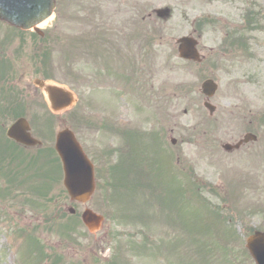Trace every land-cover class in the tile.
Wrapping results in <instances>:
<instances>
[{"label": "rangeland", "instance_id": "obj_1", "mask_svg": "<svg viewBox=\"0 0 264 264\" xmlns=\"http://www.w3.org/2000/svg\"><path fill=\"white\" fill-rule=\"evenodd\" d=\"M58 1L57 30L54 19L42 26L52 29L54 40L41 66L31 55L34 33L0 27L12 67L9 74L0 71L10 81L0 86V101L12 115L33 122L44 149L54 147L56 134L65 128L77 133L99 177L93 199L79 205L80 211L90 209L105 223L97 233L80 225L74 233L61 227L67 224L61 213L71 203L59 177L49 186L50 202L43 204L45 212L60 219L55 231L46 233L32 211L40 205L34 193L0 180V193L7 187L9 199H0V215H11L21 227L12 233L11 222L0 218V253L7 255L0 264H11L10 259L31 263L26 247L32 231L51 256L41 264L62 258V264H254L243 248L249 233L264 232V0ZM97 6L102 8L97 11ZM149 14L152 20L143 22ZM229 33L250 41L245 52L233 53L242 59L223 52ZM191 35L207 57L202 68L178 57L177 40ZM23 41L27 46L20 56ZM41 76L74 92L77 105L53 114L34 85ZM208 79L220 86L212 118L201 91ZM110 121L126 134L140 132L134 146L138 153L126 154L132 170L116 166L127 140L111 139L103 131ZM247 132L260 141L240 152H223L224 144L236 143ZM108 149L116 153L103 164L101 153ZM33 173L41 184V174ZM217 211L230 226L216 219Z\"/></svg>", "mask_w": 264, "mask_h": 264}, {"label": "water", "instance_id": "obj_2", "mask_svg": "<svg viewBox=\"0 0 264 264\" xmlns=\"http://www.w3.org/2000/svg\"><path fill=\"white\" fill-rule=\"evenodd\" d=\"M54 0H0V19L5 20L23 30H31L45 21L52 14ZM179 52L182 58L194 60L197 57L193 40H180ZM46 90L52 110L60 112L72 106L73 95L65 89L47 86ZM212 96L216 87L212 83L205 85ZM211 111L213 107L207 104ZM28 122L24 119L18 121L9 131V136L24 144H36L28 131ZM56 149L62 158L65 171V185L74 199L86 201L94 191V170L92 164L85 156L75 135L65 130L57 137ZM91 214V213H90ZM91 216L94 217L93 214ZM101 220V218L95 216ZM248 249L255 258L257 264H264V234L256 233L248 240Z\"/></svg>", "mask_w": 264, "mask_h": 264}, {"label": "flooded vegetation", "instance_id": "obj_3", "mask_svg": "<svg viewBox=\"0 0 264 264\" xmlns=\"http://www.w3.org/2000/svg\"><path fill=\"white\" fill-rule=\"evenodd\" d=\"M103 131H105L106 133H109V131L114 132L109 124L104 126ZM120 131H123V130H121V129H119V127H117V132H114V133H117V136L122 138L123 132H120ZM115 140H118V137H116ZM108 150H110V149H108ZM122 154H123V150H121V156H122ZM77 210H80V206L79 205H77Z\"/></svg>", "mask_w": 264, "mask_h": 264}, {"label": "trees", "instance_id": "obj_4", "mask_svg": "<svg viewBox=\"0 0 264 264\" xmlns=\"http://www.w3.org/2000/svg\"><path fill=\"white\" fill-rule=\"evenodd\" d=\"M1 77H2V76H0V78H1ZM1 82H2V81H1V79H0V86H2V85H1Z\"/></svg>", "mask_w": 264, "mask_h": 264}]
</instances>
